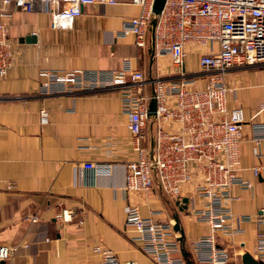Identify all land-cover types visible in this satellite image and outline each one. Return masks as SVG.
Here are the masks:
<instances>
[{
	"label": "crops",
	"instance_id": "1",
	"mask_svg": "<svg viewBox=\"0 0 264 264\" xmlns=\"http://www.w3.org/2000/svg\"><path fill=\"white\" fill-rule=\"evenodd\" d=\"M9 38L14 42L15 58L7 75L0 77V245L19 246L12 261L0 264H91L98 258V244L112 249L122 262L154 264L141 241L126 225L128 201L140 207L147 217L175 222L184 231L181 240L186 259L197 264L192 242L209 232L187 209L181 211L163 191L151 194L122 189L125 163L134 158L128 115L123 110L119 87L74 90L66 93L41 92L43 69L117 70L129 59L143 69L146 91H153L157 78L177 73L171 55L152 57L150 46H136L133 35L119 34L125 20L137 15L140 6L124 1L116 5H87L70 29H54L50 14L25 13L8 6ZM36 34L37 42H21ZM187 68L199 70L200 55L206 49L188 45ZM235 94L232 106L241 105L246 119L260 111L264 119V63L235 67L227 74ZM50 112V123L42 125L40 109ZM151 141L154 125L147 129ZM247 135L241 148V174L253 181V189L233 188L237 199L229 206L236 214L256 215L264 208V145L261 159L252 152L251 124L243 126ZM94 161L114 164L109 174L87 172L84 183L75 184V167ZM261 167L256 178L252 168ZM81 181V180H80ZM13 184L9 189L7 185ZM188 196V193L184 194ZM198 203L200 198L195 197ZM190 208V207H189ZM62 209L79 214L73 222L60 225L55 217ZM38 220L32 221L36 216ZM79 218L84 223H78ZM232 238L218 233L220 244L232 253L230 264H244L242 255L253 253L258 227L253 221ZM177 236H182L177 233ZM178 237V238H179ZM188 263V264H189Z\"/></svg>",
	"mask_w": 264,
	"mask_h": 264
},
{
	"label": "built area",
	"instance_id": "2",
	"mask_svg": "<svg viewBox=\"0 0 264 264\" xmlns=\"http://www.w3.org/2000/svg\"><path fill=\"white\" fill-rule=\"evenodd\" d=\"M128 1L140 6L134 17L125 20L119 34L133 35L139 48L150 45V28L156 0H0V77L7 75L15 58L14 42L9 38L7 19L13 6L25 13L45 12L51 16L54 29H70L87 5H116ZM188 45L205 48L196 73L187 69ZM155 52L171 55L178 75L157 78L154 93L147 92V76L125 59L117 70L43 69L41 92L66 93L74 90L119 87L123 110L128 115L133 151L136 158L128 161L122 187L125 195L150 194L154 189L174 200L189 194L194 214L208 223L209 235L194 243L196 262L228 264L230 253L218 243V233L234 237L244 231L243 224L253 221L260 233L256 257L264 262V208L260 214L235 215L229 203L237 199L233 188L253 189L254 183L242 174L241 148L245 139V112L241 106L229 104L233 89L227 74L235 67L264 63V0H166L157 15ZM205 79L197 85L198 79ZM157 100L154 148L148 136L149 103ZM42 125L50 123V112L40 109ZM159 122V123H158ZM250 124V123H249ZM250 141L254 155L261 159L264 144V121L252 122ZM114 164L86 161L75 171V184H83L86 173L109 174ZM259 178L260 166L252 168ZM81 180V181H80ZM9 189L13 184L7 185ZM200 198L196 202L194 196ZM126 225L143 244L154 264H187L181 257L182 243L174 223L155 219L159 211L143 216L137 204L125 206ZM74 209H62L55 219L63 225L78 216ZM38 220L37 215L32 221ZM82 225L84 219L79 218ZM19 246L0 245V261H12ZM98 258L91 264H136L122 262L110 248L96 245ZM176 254L179 255L176 256ZM184 256V255H183Z\"/></svg>",
	"mask_w": 264,
	"mask_h": 264
},
{
	"label": "water",
	"instance_id": "3",
	"mask_svg": "<svg viewBox=\"0 0 264 264\" xmlns=\"http://www.w3.org/2000/svg\"><path fill=\"white\" fill-rule=\"evenodd\" d=\"M165 2H166V0H156L155 1L153 10H154V13L156 15V18H157V15H159L162 12V10L164 8V5H165ZM156 18L153 19L152 24H151L150 53H151L152 57L155 56V26L157 24V19ZM24 41H27L28 43H36L37 42V36H36V34L33 33V34H30V35H28L26 37H22L21 38V42H24ZM156 113H157V100L155 98H152V100L150 101V104H149L148 115H149L150 118L153 119L156 116ZM154 145H155L154 144V139H152V144H151L152 154H153ZM188 202H189L188 198H183L181 201H177V205L180 207V210L183 211V210L188 208ZM174 229H175L176 232L181 233L182 236H180V239H179L181 241L183 239L184 231L181 228L180 222H179L178 219H177V221H176V223L174 225ZM183 255L186 256V253L184 252V249H183ZM243 263L244 264H264L263 261H258L249 252H247V253H245L243 255ZM189 264H192V263H189Z\"/></svg>",
	"mask_w": 264,
	"mask_h": 264
},
{
	"label": "rangeland",
	"instance_id": "4",
	"mask_svg": "<svg viewBox=\"0 0 264 264\" xmlns=\"http://www.w3.org/2000/svg\"><path fill=\"white\" fill-rule=\"evenodd\" d=\"M0 6H1V4H0ZM51 17V16H50ZM134 17V16H133ZM130 18H132V17H130ZM129 18V19H130ZM156 18V17H155ZM157 19V18H156ZM128 20V19H127ZM150 44H151V28H150ZM150 46V45H149ZM142 49H146V48H142ZM155 55H156V52H155ZM172 67H173V69L175 68L174 66H173V63H172ZM199 67V66H198ZM137 69H139V68H137ZM175 69H177V68H175ZM188 69V68H187ZM142 71H144L143 69H141ZM177 71H178V69H177ZM144 73L146 74V71H144ZM178 73H179V71L177 72V73H174L173 74V76L174 75H178ZM146 76H147V74H146ZM147 79H148V77H147ZM204 82H205V79H198V82H197V85H203L204 84ZM145 89H146V87H145ZM233 89V92L232 93H230V95H229V98H231L232 97V95L233 94H235V92H236V89H234V88H232ZM149 92H153L154 93V89H153V91H149ZM152 100V99H151ZM150 104V103H149ZM232 106V105H231ZM237 106H241V105H235V106H232V107H237ZM242 108H243V106H241ZM244 109V108H243ZM149 111V110H148ZM244 112H245V110H244ZM157 114V113H156ZM260 114V111L259 112H257L256 114H254L252 117H251V119H250V121H248L247 119H246V115H245V124H247V123H252V122H262V121H264V119L262 120V121H257L256 120V118H257V116ZM159 123V122H158ZM154 125V131H153V133L155 134L156 133V130H155V124L156 125H158L157 124V122L155 121V117L152 119V118H150V120H149V124H148V128H149V125ZM244 124V125H245ZM252 133L254 134V131L252 132V129H251V135H252ZM244 135H245V138H246V134L244 133ZM148 136L150 137V134H148ZM152 139H153V137H152ZM152 139H151V141H150V145L152 144ZM245 140V139H244ZM264 145V144H263ZM133 148V147H132ZM252 152H253V154H254V150H253V144H252ZM133 153H134V151H133ZM255 156V155H254ZM256 157V156H255ZM134 158H136V154L134 153ZM133 158V159H134ZM132 159V160H133ZM128 162H126L124 165H126ZM126 168V167H125ZM261 168V167H260ZM127 172V171H126ZM125 178H126V176H125ZM156 189H154L151 193H153L154 191H155ZM150 193V194H151ZM165 193V192H164ZM137 194H142V193H137ZM166 194V193H165ZM167 195V194H166ZM168 196V195H167ZM197 195H195L194 196V199H195V197H196ZM169 197V196H168ZM171 200H173V202H175V201H181V200H174V199H172L171 197H169ZM183 198H188L189 199V202H188V208H187V210L188 211H190L191 212V214L195 217V219L197 220V221H199V222H202V221H200L199 219H197V217L195 216V214H194V208H193V205H192V200H190V198H189V195L188 196H185L184 195V197ZM198 198H199V196H198ZM196 200V199H195ZM200 202V201H199ZM190 207V208H189ZM194 210V211H193ZM262 213V212H261ZM235 215H241V214H236V213H234ZM258 214H260V213H258ZM250 216H254V215H250ZM125 217H126V213H125ZM252 221V220H251ZM166 222H170V221H166ZM172 222V221H171ZM172 223H174L175 224V222H172ZM208 224V223H207ZM208 226H209V224H208ZM176 233H179V232H176ZM211 233V228H210V226H209V232L207 233V234H205V235H202L201 237H203V236H206V235H209ZM220 233H223V232H220ZM259 233H260V230H259ZM224 234V233H223ZM218 236H219V234H217ZM258 236H259V234H258ZM179 237V236H178ZM200 237V238H201ZM227 237H229V238H232L231 236H227ZM200 238H198L197 240H199ZM258 238V237H257ZM179 239H180V237H179ZM197 240H195L194 242H192V245H191V247H192V250H193V253H194V243L197 241ZM180 241V240H179ZM181 242V241H180ZM257 242V241H256ZM218 243H219V241H218ZM182 245V244H181ZM219 245L220 246H222V247H225L227 250H228V252L230 253V257H229V263L228 264H230V262H231V260H232V253H231V251H230V249L228 248V247H226L225 245H223V244H220L219 243ZM256 251H257V245L255 244V250H254V252L253 253H251L252 255H253V257H256L255 255H256ZM245 253H247V252H245ZM245 253H243V255L245 254ZM195 254V253H194ZM243 255H242V260H243ZM176 256H178L179 257V255L178 254H176ZM181 257L184 259V262H187V259H186V257L185 256H183V246H182V254H181ZM257 259V258H256ZM195 260H196V257H195ZM258 260V259H257ZM258 261H262V260H258ZM197 263V262H196ZM201 263V262H200ZM199 262L197 263V264H200ZM187 264H188V262H187Z\"/></svg>",
	"mask_w": 264,
	"mask_h": 264
}]
</instances>
